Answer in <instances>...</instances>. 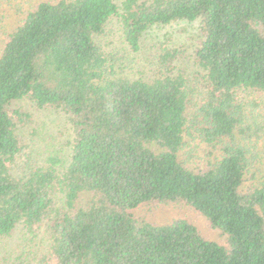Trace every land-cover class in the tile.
<instances>
[{
	"label": "trees",
	"instance_id": "1",
	"mask_svg": "<svg viewBox=\"0 0 264 264\" xmlns=\"http://www.w3.org/2000/svg\"><path fill=\"white\" fill-rule=\"evenodd\" d=\"M23 4L0 51V238L44 224L52 264H264V179L255 178L252 150L236 140L243 108L235 97L264 92V0ZM10 9L0 0L1 21ZM113 18L133 52L153 26L199 20L193 58L204 98L194 103L175 49L161 51L149 81L107 77L95 38ZM24 99L67 115L66 167L53 155L24 178L11 174L23 149L17 126L29 116L10 106ZM190 131L216 155L201 170L179 158ZM152 202L190 206L224 243L184 219L155 225L133 214Z\"/></svg>",
	"mask_w": 264,
	"mask_h": 264
},
{
	"label": "rangeland",
	"instance_id": "2",
	"mask_svg": "<svg viewBox=\"0 0 264 264\" xmlns=\"http://www.w3.org/2000/svg\"><path fill=\"white\" fill-rule=\"evenodd\" d=\"M122 1L115 0V3L120 5ZM10 6L9 12L3 13L5 20L1 21L0 18V51L7 31L12 30L24 16L21 13L23 9L19 8L24 6L23 0H10ZM200 37L199 20L153 26L141 39L139 50L133 52L124 42L119 22L113 18L106 24L104 33L95 38V42L107 58L106 76L129 80L153 79L161 51L178 50L181 56L176 66L186 75L189 85L195 88V99L198 101L194 103H199L205 96L200 83L203 72L195 65L193 52ZM235 97L243 108V122L239 128L246 134L238 130L236 140L252 150V165L255 178L259 181L264 179V92L240 91ZM10 109L20 110L29 116L28 123L17 126V135L23 149L10 166L11 174L24 178L32 170L47 166L53 155L60 160V167H66L72 138L67 115L52 108H38L28 99L14 102ZM215 157V153L202 138L195 131H190L180 152V161L191 170H201ZM88 198L83 194L77 207H83ZM54 201L61 207L64 196L61 193L55 195ZM133 214L155 225L184 219L193 224L204 239L219 244L225 241L224 236L212 228L203 215L183 203H147L134 210ZM52 263L44 224L37 226L30 234L18 225L9 237L0 238V264Z\"/></svg>",
	"mask_w": 264,
	"mask_h": 264
}]
</instances>
